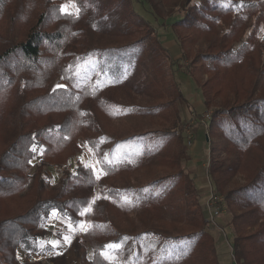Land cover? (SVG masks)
<instances>
[{
    "label": "trees",
    "instance_id": "1",
    "mask_svg": "<svg viewBox=\"0 0 264 264\" xmlns=\"http://www.w3.org/2000/svg\"><path fill=\"white\" fill-rule=\"evenodd\" d=\"M65 1L0 0V264H47L19 250L53 249L52 213L91 223L80 264H222L190 170L179 72L199 89V114L212 110L207 171L235 263L264 264V0H178L179 56L142 0H73L76 14ZM75 136L102 174L78 160L52 183L46 168L71 157Z\"/></svg>",
    "mask_w": 264,
    "mask_h": 264
},
{
    "label": "rangeland",
    "instance_id": "2",
    "mask_svg": "<svg viewBox=\"0 0 264 264\" xmlns=\"http://www.w3.org/2000/svg\"><path fill=\"white\" fill-rule=\"evenodd\" d=\"M195 1V0H194ZM144 2V3H143ZM75 4L76 8L77 5L73 0H66L65 4L69 5V11H76L75 8H72L71 5ZM135 7L137 11L141 12L145 17L150 19L154 26L157 28L158 34L160 35L164 44L171 43L172 40L175 41V44L170 45V52L173 56H176V53L179 52V45L175 40V34L171 28V23L178 17L182 16V12L180 11L178 0H172L168 3L159 2V9L158 11H154L151 5L148 2L142 0L135 1ZM158 13V14H157ZM261 37L264 39V28L261 32ZM200 44L196 48H199ZM201 48H206V45L203 43L201 44ZM88 73L92 71V65L90 66L87 64ZM179 83L181 85L182 91L184 95H187V91L189 90V86L191 87V92L198 93L199 89L197 88L194 81L183 72L178 73ZM186 80V81H185ZM189 83V84H187ZM185 107L183 109L182 117L185 119L186 124L193 118V114L195 112H199L201 109L195 107L192 101H188V105L183 104ZM211 110V109H210ZM191 132H192V139L193 143L189 148L191 154V161H190V170L199 175L203 176V174L208 175V166H209V141L207 139V128L199 123V121L195 120L192 121ZM111 143H108L106 147H110ZM66 153L72 154L70 156L64 155H57L58 162L52 164L51 166L46 168L47 177L50 179L52 183H57L59 178L62 175V171L64 168H73L76 165L77 161H82L87 165L93 167L97 175H101L102 171H100V164H99V157L98 155L90 150L87 149L83 142L78 138L74 137L73 140L66 145ZM36 160L42 161L43 158V148L37 147L36 148ZM119 154L118 150L115 155ZM210 180V176H209ZM242 182L243 178L241 175L234 177V182ZM219 194V193H217ZM209 195V188L207 189V194L203 198L204 202V210L206 215L208 216L207 210V199ZM221 195V194H220ZM223 196V195H222ZM224 198V197H223ZM225 202V214L222 213V216L219 218V225L211 226L212 231L215 235L218 248V253L221 256L222 264H236L235 257L232 255V247L230 245V239L232 236V230L229 227V215L227 213V203ZM90 222L84 218L77 224L72 222L67 217H62L59 215L51 214L48 222L46 223V227L49 229V236L47 241L53 246V249L46 250L45 253L41 251H30L26 249L19 250V257L20 259L25 260L26 256L29 253L35 255H44L39 260L43 261V263L47 264H80V248L79 243L80 239L85 231L88 230L90 226ZM44 250L46 247V243L41 245Z\"/></svg>",
    "mask_w": 264,
    "mask_h": 264
},
{
    "label": "built area",
    "instance_id": "3",
    "mask_svg": "<svg viewBox=\"0 0 264 264\" xmlns=\"http://www.w3.org/2000/svg\"><path fill=\"white\" fill-rule=\"evenodd\" d=\"M212 114V110L208 109L206 111H204L202 114H199L197 112H195L193 114V118L188 122V124H186L185 126V132H186V139H187V145L190 147L193 143V137H192V132H191V124L192 121H199L200 124H202L203 126H205L206 128H208V122L209 119L211 117ZM207 177L209 178V175H207ZM208 188H209V195H208V199H207V210H208V216L211 220L212 225L214 226H219V218L222 216V213L225 210V202H224V198L222 195L217 194L214 189H213V184L211 182V180H209L208 182ZM232 249V248H231ZM232 255H233V251H232ZM44 255H35L32 253H29L25 260L26 261H36L37 259L39 260L40 258L43 259ZM234 256V255H233ZM235 260V259H234Z\"/></svg>",
    "mask_w": 264,
    "mask_h": 264
},
{
    "label": "crops",
    "instance_id": "4",
    "mask_svg": "<svg viewBox=\"0 0 264 264\" xmlns=\"http://www.w3.org/2000/svg\"><path fill=\"white\" fill-rule=\"evenodd\" d=\"M172 44H175V41H174V40H172L171 43L164 44V45H165L167 48H169V50H170V45H172ZM179 52H180V49H179ZM179 52L176 53V56H179V55H180ZM185 81H186V80H185ZM187 84H189V83H187ZM186 94H187V95H185V96H186V99H187L188 101H192V103H193V105H194L195 107H198L199 109H201V110L199 111V112H201L202 109H203V107H204V105H203V103H202V99H201V95H200V93H199V92H198V93L191 92V87L189 86V90L187 91ZM199 112H197V113H199ZM197 181H198L199 185L201 184V185L203 186L202 190H204V188H205V190L208 189L209 178L207 177L206 174H203V176H198V180H197ZM221 261H222V260H221Z\"/></svg>",
    "mask_w": 264,
    "mask_h": 264
},
{
    "label": "snow or ice",
    "instance_id": "5",
    "mask_svg": "<svg viewBox=\"0 0 264 264\" xmlns=\"http://www.w3.org/2000/svg\"><path fill=\"white\" fill-rule=\"evenodd\" d=\"M71 7L76 9V12H75V13H71V12H69V5H68V4L63 5V6H62V10H63L66 14H76V13H78L79 9L76 8V6H75L74 3L71 5ZM58 87H59V86H58ZM35 150H36V149H33V151H35ZM53 215L55 216L56 213H53ZM110 247H111V246H110Z\"/></svg>",
    "mask_w": 264,
    "mask_h": 264
}]
</instances>
